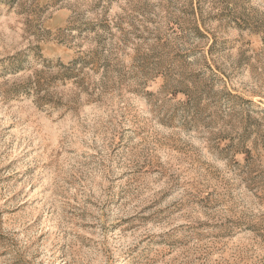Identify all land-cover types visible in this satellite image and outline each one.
<instances>
[{"label":"rangeland","instance_id":"rangeland-1","mask_svg":"<svg viewBox=\"0 0 264 264\" xmlns=\"http://www.w3.org/2000/svg\"><path fill=\"white\" fill-rule=\"evenodd\" d=\"M0 264H264V0H0Z\"/></svg>","mask_w":264,"mask_h":264}]
</instances>
